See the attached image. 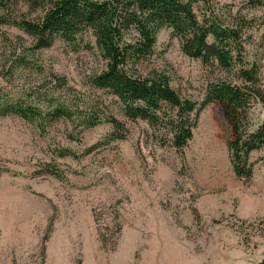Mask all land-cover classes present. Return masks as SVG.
Here are the masks:
<instances>
[{
  "label": "rangeland",
  "instance_id": "obj_1",
  "mask_svg": "<svg viewBox=\"0 0 264 264\" xmlns=\"http://www.w3.org/2000/svg\"><path fill=\"white\" fill-rule=\"evenodd\" d=\"M251 18L250 0H219ZM0 12V16L4 15ZM35 20L21 6L12 17ZM263 28L245 34L246 60L264 80ZM80 41L94 49L57 41L34 51V41L13 25L0 26V87L3 102L46 109L51 98L108 107L125 121V141L103 142L111 126L87 130L61 121L41 129L17 116L0 117V264H259L264 259V164L250 180L231 167V128L219 105L201 111L193 138L177 151L162 132L144 122H128L116 100L94 89L91 78L105 68L88 33ZM141 75H166L182 98L198 105L223 73L186 57L172 30L157 37ZM58 80H64L61 86ZM253 129L264 121L254 104ZM68 149L76 157L59 158ZM253 156V161L259 158ZM52 164L64 179L34 176ZM118 219L121 232L115 227ZM45 249V256H43Z\"/></svg>",
  "mask_w": 264,
  "mask_h": 264
},
{
  "label": "trees",
  "instance_id": "obj_2",
  "mask_svg": "<svg viewBox=\"0 0 264 264\" xmlns=\"http://www.w3.org/2000/svg\"><path fill=\"white\" fill-rule=\"evenodd\" d=\"M250 9H264V0H250ZM24 6L38 14L35 20L12 17ZM1 25H13L33 39L34 51L51 48L57 41L71 46L94 48L80 41L90 33L105 68L94 75L91 86L112 96L122 117L128 122H144L162 132L163 138L177 151H183L192 140L202 110L219 105L231 128L228 143L229 160L234 174L245 180L254 175L257 162L264 164V121L253 129L251 111L254 104L264 108V80L261 69L246 60L245 34L263 28L264 14L255 19L233 12L231 5L219 0H0ZM172 30L182 53L193 60L219 70L223 77L211 82L200 105L182 98L170 79L159 72L141 75V65L154 54L158 34ZM66 86L64 80H58ZM48 101L46 109L23 103L3 102L0 87V117L17 116L36 122L41 129L65 121L90 130L103 123L111 132L103 142L87 149L89 155L101 147L125 141L128 127L99 104H87L80 98L70 102ZM259 158L253 161V156ZM59 158L76 157L68 149L58 151ZM0 171L8 172L7 168ZM48 175L64 179V173L52 164L45 165L34 176ZM118 232L121 225L114 221ZM45 256V249H43ZM264 264V259L259 263Z\"/></svg>",
  "mask_w": 264,
  "mask_h": 264
}]
</instances>
